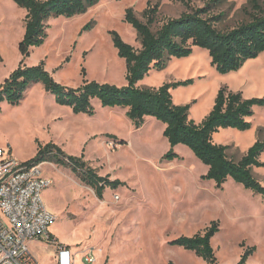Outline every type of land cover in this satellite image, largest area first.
Wrapping results in <instances>:
<instances>
[{"label":"rangeland","instance_id":"374dc122","mask_svg":"<svg viewBox=\"0 0 264 264\" xmlns=\"http://www.w3.org/2000/svg\"><path fill=\"white\" fill-rule=\"evenodd\" d=\"M211 3L101 0L85 15L50 19L48 40L32 50L24 65L43 63L57 83L70 88L81 87L85 80L123 87L126 63L118 56L110 33L115 31L140 48L135 30L125 23L127 9L142 19L147 8L158 7V28L187 12V5L202 9ZM246 5L247 0H226L213 6L211 13L223 14L218 27L228 30L247 19ZM26 15L14 0H0V85L22 61L19 44ZM88 24L91 29L81 34ZM186 81L192 83L171 89L173 102L189 105L190 119L201 124L223 87L242 93L246 100L264 99V53L239 71L222 75L211 65L209 53L195 48L191 57L171 61L164 71H151L139 86L160 88ZM93 106L92 117L74 115L42 85L31 87L18 106L0 104V148L11 149L17 161L34 159L39 143H54L69 156H83L101 176L121 183L108 187L101 201L70 169L42 163L44 176L54 182L43 193V201L57 220L31 245L39 264H58V246L71 248L74 264H87V248L95 249V264H206L194 252L170 243L203 232L213 221L220 224L212 241L219 264H238L246 248L255 249L249 264H264L263 196L231 179L222 189L204 180L208 168L184 145L173 149L179 155L175 160H164L172 148L164 137L165 125L155 118L147 117L136 128L126 109L103 108L98 100ZM247 121L252 124L249 132L220 129L214 135L215 142L227 145L229 157L236 161L264 139V107H255ZM260 160L264 163V154ZM253 173L264 186V167L254 168Z\"/></svg>","mask_w":264,"mask_h":264},{"label":"trees","instance_id":"16d2710c","mask_svg":"<svg viewBox=\"0 0 264 264\" xmlns=\"http://www.w3.org/2000/svg\"><path fill=\"white\" fill-rule=\"evenodd\" d=\"M100 1L14 0L19 8L27 12L25 34L19 44L22 61L0 85V104L18 106L31 87L42 85L47 93L55 97L58 105L70 108L74 115L94 116L93 101L98 100L103 108L126 109L136 128L142 127L147 117H153L165 125L164 137L172 148L164 160H175L179 155L173 149L184 145L208 168L204 180L212 181L222 189L231 179L255 195L264 197V186L253 173L254 168L264 167L260 160L264 154V139L257 140L239 161L229 157L227 145L217 144L214 140L215 133L220 129L252 130V124L247 119L254 115L255 107H264V99L246 100L242 93L223 87L217 94L211 113L201 124H196L189 117L190 106L175 105L171 93L172 88L187 86L192 81L168 83L160 88L139 86L151 71H164L171 61L191 57L195 48L206 50L211 65L222 75L239 71L248 61L258 58L264 53V0H247L243 9L247 19L228 30L218 27L224 15L211 13L213 6H220L226 0H212L202 9L187 5V12L166 20L158 28V7L147 8L142 19L132 8L127 9L125 23L135 30L140 48L125 42L117 32L110 33L118 56L126 63L127 85L123 87L85 80L81 87L70 88L57 83L43 63L24 65L32 50L43 47L48 40L50 19H72L85 15ZM90 29L91 24L86 25L81 34ZM44 162L70 169L101 201L108 187L115 188L121 184L118 180L111 181L109 175L101 176L85 162L83 156H69L54 143L45 146L39 143L37 156L27 164L40 165ZM219 232V222L213 221L203 232L192 237L182 236L170 244L194 252L206 264H219L212 245ZM254 252V248H246L238 264H249Z\"/></svg>","mask_w":264,"mask_h":264},{"label":"built area","instance_id":"2783aa9c","mask_svg":"<svg viewBox=\"0 0 264 264\" xmlns=\"http://www.w3.org/2000/svg\"><path fill=\"white\" fill-rule=\"evenodd\" d=\"M52 186L41 164L21 163L11 149L0 148V264H39L31 245L57 220L43 201V193ZM57 253L58 264H74L70 248L58 246ZM84 260L96 263L94 248L85 250Z\"/></svg>","mask_w":264,"mask_h":264},{"label":"crops","instance_id":"0c3cea01","mask_svg":"<svg viewBox=\"0 0 264 264\" xmlns=\"http://www.w3.org/2000/svg\"><path fill=\"white\" fill-rule=\"evenodd\" d=\"M35 244H36V242H35ZM68 248H70V247H68ZM71 249V248H70Z\"/></svg>","mask_w":264,"mask_h":264}]
</instances>
